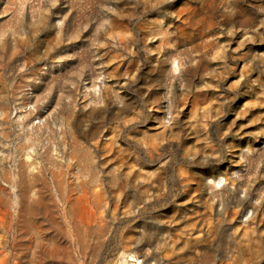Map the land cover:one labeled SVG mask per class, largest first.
<instances>
[{"label":"rangeland","instance_id":"1","mask_svg":"<svg viewBox=\"0 0 264 264\" xmlns=\"http://www.w3.org/2000/svg\"><path fill=\"white\" fill-rule=\"evenodd\" d=\"M0 264H264V0H0Z\"/></svg>","mask_w":264,"mask_h":264}]
</instances>
